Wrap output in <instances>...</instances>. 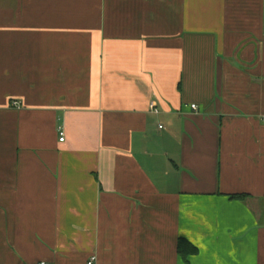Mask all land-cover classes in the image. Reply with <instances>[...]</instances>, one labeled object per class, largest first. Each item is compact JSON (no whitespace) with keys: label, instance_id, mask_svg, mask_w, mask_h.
Returning a JSON list of instances; mask_svg holds the SVG:
<instances>
[{"label":"crops","instance_id":"crops-1","mask_svg":"<svg viewBox=\"0 0 264 264\" xmlns=\"http://www.w3.org/2000/svg\"><path fill=\"white\" fill-rule=\"evenodd\" d=\"M93 257L264 264V0H0V264Z\"/></svg>","mask_w":264,"mask_h":264},{"label":"trees","instance_id":"trees-1","mask_svg":"<svg viewBox=\"0 0 264 264\" xmlns=\"http://www.w3.org/2000/svg\"><path fill=\"white\" fill-rule=\"evenodd\" d=\"M247 196H233L235 199H246ZM179 254L183 257V259L186 261L189 256L197 254L198 250L197 248L192 245L187 240L181 239L179 241V248H178Z\"/></svg>","mask_w":264,"mask_h":264},{"label":"built area","instance_id":"built-area-1","mask_svg":"<svg viewBox=\"0 0 264 264\" xmlns=\"http://www.w3.org/2000/svg\"><path fill=\"white\" fill-rule=\"evenodd\" d=\"M192 109L193 110H197V106L196 105H192ZM155 112H158L156 109H155ZM162 128V127H161ZM59 134H60V142H64V132H63V130L60 128L59 129ZM95 261H96V258L95 257H93V258H91V260L88 262V264H94L95 263ZM44 264V263H43Z\"/></svg>","mask_w":264,"mask_h":264}]
</instances>
